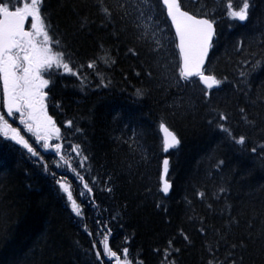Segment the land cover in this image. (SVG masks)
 I'll return each mask as SVG.
<instances>
[{
    "label": "trees",
    "instance_id": "obj_1",
    "mask_svg": "<svg viewBox=\"0 0 264 264\" xmlns=\"http://www.w3.org/2000/svg\"><path fill=\"white\" fill-rule=\"evenodd\" d=\"M10 2L22 6L24 0ZM201 2L207 5L204 11L217 26L208 67L219 77H228L220 89L210 93L207 102L201 94L203 85H185L182 81L179 88L167 86L157 70L151 46L136 39L130 20L122 22L117 16L114 27H104L95 0H44L43 12L52 32L67 44L77 65L103 56L101 44L110 49L116 63L107 68L98 61V70L107 77L105 83L111 81L108 87H97L100 81L89 69L81 71V75H87L83 89L80 79L63 69L45 75L51 81L47 105L61 127L63 142L69 148L70 144H79L89 157L83 168L78 167L80 158L75 152L61 153L69 159L70 167L66 166L67 174L53 178L46 154L40 153L47 171L26 149L0 136V264H97L96 250L104 259L100 243L104 236L97 234L104 225L111 229L109 244L114 250L120 252L127 247L129 257L144 264H160L170 239L181 249L176 257L178 264H203L208 258L202 246L205 237L193 217H204L207 224L223 228L229 218L226 204L232 205L231 215L240 219L229 241L236 242L245 234L248 220L253 224L254 242H248L246 250L237 251V257L243 255V264H264V240L260 238L264 228V153L259 151L264 143V125L251 128L239 114V108L246 107L250 118L255 116L259 121L264 117V105L248 103L249 99L264 97V0H250L252 7L244 22L227 17L228 0ZM232 2L235 6L239 0ZM106 3L114 6L117 0ZM154 4L163 28L166 10L161 0H154ZM82 16L89 20L84 30L79 28ZM125 25L126 30H121ZM168 36L172 42L167 58L174 68L179 51L172 27ZM240 45L242 50L238 51ZM244 60L248 63L243 64ZM241 70L245 78L239 76ZM237 85L249 95L244 96ZM137 88L145 89L146 94L138 97ZM189 99L194 108L176 106ZM211 108L227 112V126L237 138L248 137V142L238 145L223 133ZM68 120L73 121L71 128L66 127ZM162 121L180 141L167 152L159 127ZM253 147L258 148L255 154ZM166 158L167 180L172 187L164 195L160 187ZM89 164L90 171L86 170ZM72 168H77L90 185L94 177H99L92 194L79 197L82 186ZM62 177L82 203V218L72 213L56 184ZM74 182L79 185L77 189ZM220 187L227 191L218 193L220 198L216 199L213 193ZM200 191L206 193L203 200L197 195ZM97 221L101 222L99 226ZM181 230L191 238V244L183 239ZM225 251L226 246H222L219 255L223 257Z\"/></svg>",
    "mask_w": 264,
    "mask_h": 264
},
{
    "label": "snow or ice",
    "instance_id": "obj_2",
    "mask_svg": "<svg viewBox=\"0 0 264 264\" xmlns=\"http://www.w3.org/2000/svg\"><path fill=\"white\" fill-rule=\"evenodd\" d=\"M19 3V0H17ZM162 4L166 9L165 27H160L161 21L155 14L154 0H117L114 6H109L106 0H95L97 11L102 14V26L108 27L115 25V19L123 22L131 21V26L136 30V39L148 43L150 50L156 55V67L160 72L163 81L168 82V87H181L183 81L185 85L199 84L203 85L201 94L204 101L207 102L210 93L213 90H218L227 82L228 77H219L214 69H210L208 64L210 50L214 48V37L216 36V21L209 19V13L204 9L206 4L201 0H162ZM44 0H24L22 6H14L10 0H0V82H2V103L0 107L6 111H0V136L14 141L23 149H26L31 157L37 158L42 162V167L47 171L48 165L43 162V156L33 147V143L42 145L45 150L53 149L56 155L59 156V161L63 162L64 166L70 167V161L64 155H61L63 150L64 136L62 135L61 127L57 125L56 120L48 113L47 100L49 92L45 89L49 88L50 79H45V75L51 76L53 69H63L64 73L76 76L80 79L81 88L83 89L87 81V75H81V71L89 69L94 72L100 83L97 87H108L111 83H105L107 77L104 73L98 70V61L105 67L111 68L115 65L116 60L111 57L110 49H106L101 44L100 50L103 56H97L96 59L89 60L86 64H76L73 59L74 54L67 50V44L62 43L61 38L56 36L51 30V25L48 23V17L43 12ZM252 4L250 0H239V3L234 6L232 0H228L225 5L227 17L234 21L244 22L249 18V13ZM214 15L215 13H211ZM31 18L30 28L26 30V22ZM170 21V26L168 25ZM89 25L87 16L80 17V30H84ZM170 27H174V37L178 43L175 47L179 50L178 60L173 67H170L171 61L168 57V46L172 42L169 39L168 33ZM127 25L121 30H126ZM115 34V32L113 33ZM60 49V50H57ZM242 50V45L238 46V51ZM133 55H137L134 49H129ZM256 53H251L255 55ZM243 64H247L248 60H244ZM175 69V70H174ZM139 75V73H137ZM151 77L152 73L148 72ZM241 78L246 77V73L241 70L239 72ZM242 82L243 79H242ZM244 96H248V92L236 86ZM146 94L143 88L136 89V95L142 97ZM248 103L255 106L257 103L264 105V97H257L255 100H248ZM177 107L192 109L195 107L194 102L184 100L177 103ZM211 112L216 114L218 118L219 129L228 135L234 143L245 145L248 142V137L240 135L238 138L233 134L232 129L227 126L230 119L229 114L220 111L217 108H211ZM241 120L249 127L256 128L258 124L264 125V117L258 121L256 117L250 118V113L246 107L239 108ZM259 116V113L256 114ZM18 116L19 124L23 125L26 134H31L34 137L33 143L21 134V129L13 127L9 123L8 118ZM212 123V121H209ZM66 127L71 128L73 121L65 122ZM164 133L163 149L167 152L180 143L176 133L171 131L169 127L162 121L159 125ZM264 131V128L261 129ZM80 131V129H76ZM55 139L61 141L58 143H50ZM70 148L79 157L78 167L83 168L85 162L89 161V157L83 154V150L79 144L71 145ZM252 153H257L258 148L253 147ZM259 151L264 153V143L259 145ZM145 158L142 155V159ZM56 166L59 167L60 162ZM221 164L223 161L220 162ZM169 161H163L164 176L161 177L162 184L160 191L167 195L172 187L171 183L164 178L168 173ZM91 165H88L86 170L90 171ZM76 179L80 182L82 190L79 192V197L85 198L93 193V186L99 180V177H94L92 184L85 180L84 176L77 170L72 168ZM55 178V173H52ZM111 177H109V183ZM59 190L66 197L68 204L71 207L72 213L76 217H83V206L78 202L73 194L72 187L65 178L56 180ZM108 192L112 189L108 188ZM227 189L220 187L217 193H213L216 199H219L218 193L226 192ZM197 195L203 200L206 193L200 191ZM159 207V205H157ZM212 207L211 204L208 205ZM231 204H226L229 218L225 221L223 228H216L207 224L204 217H193L198 219L200 227L199 233L205 239L203 241V249L207 253V259L203 260V264H243L244 257H237V251H244L248 248V242H254L253 233L251 231L253 224L252 220L247 221L245 234L239 236L236 242L229 241L228 237L232 234L233 227H239L240 219L231 215ZM264 223V221H262ZM101 224L97 221V225ZM87 230V229H85ZM91 236L92 233L88 232ZM104 238L100 241L102 244L103 257L101 251H95L97 264H144L142 260L132 259L129 257V248L124 247L119 253L114 250L109 244V236L111 229L104 225L101 232ZM183 239L191 244V238L183 233ZM260 238L264 240V228L260 231ZM222 246H226V251L223 257L219 255ZM95 242L93 248L95 249ZM181 249L174 246L173 240H168L167 247L162 251L160 264H178L176 257ZM155 252L161 254L160 249Z\"/></svg>",
    "mask_w": 264,
    "mask_h": 264
},
{
    "label": "rangeland",
    "instance_id": "obj_3",
    "mask_svg": "<svg viewBox=\"0 0 264 264\" xmlns=\"http://www.w3.org/2000/svg\"><path fill=\"white\" fill-rule=\"evenodd\" d=\"M30 2V0H29ZM2 91V82L0 83V92ZM1 100H2V95H1ZM2 103V102H1ZM34 139V138H33ZM29 142H30V139H29ZM60 142V141H58ZM56 142L54 139L53 141H51L50 143H58ZM31 143V142H30ZM63 143V142H62ZM33 147L37 148V151H39L40 153L44 152L46 153L47 151L49 150H45L42 145H37L34 143ZM69 151H72L71 148H69V146L65 143H63V150H62V153H65V154H69L70 152ZM50 153L47 154V158H48V161H49V164L50 166L52 167V169L54 170V172H62V173H67V169H66V166L63 165V162L62 161H59V156L58 155H55L54 153H52L51 151H49ZM71 155V153H70ZM60 162V165L59 167L56 166L57 162ZM56 174V173H55ZM80 190L78 191V194H79ZM74 196H75V193H74Z\"/></svg>",
    "mask_w": 264,
    "mask_h": 264
},
{
    "label": "water",
    "instance_id": "obj_4",
    "mask_svg": "<svg viewBox=\"0 0 264 264\" xmlns=\"http://www.w3.org/2000/svg\"><path fill=\"white\" fill-rule=\"evenodd\" d=\"M173 29H174V27H173ZM174 31H175V29H174ZM165 178V177H164Z\"/></svg>",
    "mask_w": 264,
    "mask_h": 264
},
{
    "label": "bare ground",
    "instance_id": "obj_5",
    "mask_svg": "<svg viewBox=\"0 0 264 264\" xmlns=\"http://www.w3.org/2000/svg\"><path fill=\"white\" fill-rule=\"evenodd\" d=\"M104 224V223H103Z\"/></svg>",
    "mask_w": 264,
    "mask_h": 264
}]
</instances>
